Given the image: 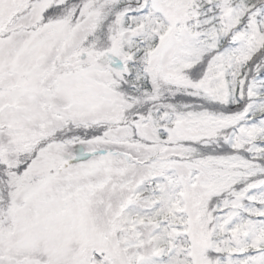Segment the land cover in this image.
<instances>
[{
    "label": "snow or ice",
    "instance_id": "obj_1",
    "mask_svg": "<svg viewBox=\"0 0 264 264\" xmlns=\"http://www.w3.org/2000/svg\"><path fill=\"white\" fill-rule=\"evenodd\" d=\"M0 264H264V0H0Z\"/></svg>",
    "mask_w": 264,
    "mask_h": 264
}]
</instances>
